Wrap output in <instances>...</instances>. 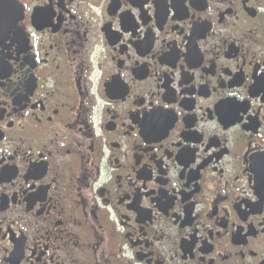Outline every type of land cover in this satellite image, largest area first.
<instances>
[{
	"label": "flooded vegetation",
	"instance_id": "af4514ba",
	"mask_svg": "<svg viewBox=\"0 0 264 264\" xmlns=\"http://www.w3.org/2000/svg\"><path fill=\"white\" fill-rule=\"evenodd\" d=\"M5 1L0 264H264V0Z\"/></svg>",
	"mask_w": 264,
	"mask_h": 264
},
{
	"label": "water",
	"instance_id": "95a60500",
	"mask_svg": "<svg viewBox=\"0 0 264 264\" xmlns=\"http://www.w3.org/2000/svg\"><path fill=\"white\" fill-rule=\"evenodd\" d=\"M11 9V3L9 1L0 0V13L3 15L1 17V22L4 21V13L8 12Z\"/></svg>",
	"mask_w": 264,
	"mask_h": 264
}]
</instances>
